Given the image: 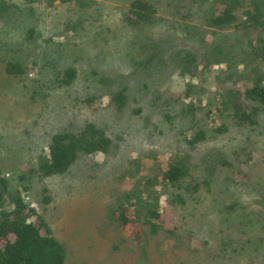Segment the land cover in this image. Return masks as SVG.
Here are the masks:
<instances>
[{
  "label": "trees",
  "instance_id": "1",
  "mask_svg": "<svg viewBox=\"0 0 264 264\" xmlns=\"http://www.w3.org/2000/svg\"><path fill=\"white\" fill-rule=\"evenodd\" d=\"M116 1L122 10L119 22L124 33L128 37L131 35V43L123 48L122 64L157 74L173 57L172 68L180 88L163 98L161 91L148 95L145 106L142 105L144 101L135 98L137 104L132 113L141 121V126L150 128L151 134L175 133L176 147L167 155L158 151L128 155L125 167L116 178L121 181L130 177V186L118 189L107 213L116 225L135 229V240L139 237L147 239L160 231L172 234L165 229L162 220L167 206L171 209L178 203L187 205L203 186L210 192L208 178L203 174L195 177L192 173V151L212 136H225L230 129H236L239 133V138L235 136L237 144L231 149L225 145L215 149L214 145L212 152L202 156L200 170L205 171L206 176H212L220 166L227 168L239 198L233 197L222 208L217 207L215 215L229 224L235 219L231 227L239 235L246 232V225L256 227L263 241L264 179L260 192L250 172L256 164H264V130L261 129L264 127V0H192L189 7L176 0ZM98 4V0H0V23L16 21L15 27L22 40L21 49H12L13 45H8V50L0 54V72L19 80L26 73L24 52L38 29L33 21L47 19L46 13L40 10L42 6L51 8L54 15L64 11L66 14L61 16L59 24L65 31L70 25L72 31L77 29L79 32L85 31L89 23L92 27L96 25L97 18H92V11L96 12ZM239 9L244 15L241 20L237 15ZM57 20L54 17L51 20L49 34L38 35L43 44L41 52L54 54L52 58L45 57L46 64L54 62V77L49 81L57 88H63L74 83L77 70L73 65L55 66L56 59L68 56L64 54L66 49L62 43L55 39L53 27H57ZM160 25L168 31L162 37L166 42L162 48L159 41L155 42L154 35L142 33L147 26L160 28ZM251 30L256 32L254 40L249 37ZM207 35H211L210 41H206ZM178 39L197 41L201 48L193 51L176 47L174 42ZM109 79L100 75L96 81L105 85ZM86 94L84 100L89 104L94 95ZM129 96L127 87L111 91L107 106L121 112L127 106ZM72 126L55 131L49 137L46 150L39 157V176L68 174L80 156L108 153L117 147L112 136L93 120ZM189 130L191 132L187 134ZM255 131L260 142L251 137ZM27 180L28 176L21 173L13 184L0 167V264H64L66 248L27 200L29 185L23 184ZM248 240L239 238L240 250ZM141 249L138 264H147L146 244Z\"/></svg>",
  "mask_w": 264,
  "mask_h": 264
},
{
  "label": "rangeland",
  "instance_id": "2",
  "mask_svg": "<svg viewBox=\"0 0 264 264\" xmlns=\"http://www.w3.org/2000/svg\"><path fill=\"white\" fill-rule=\"evenodd\" d=\"M98 1L96 12L92 11V18H97L96 25L92 27L89 23L91 29L87 26L85 31L79 32L77 29L72 31L70 25L65 31L59 24L61 16L66 14L64 11L54 15L51 8L42 6L40 10L46 13L47 19L33 21L38 29L24 52L28 67L26 73L19 80L0 72V167L13 184L21 173L28 176L27 182H23L29 185L26 198L65 246L67 258L64 264H138L144 244L147 264H264V239L259 238L257 228L246 225V235H239L231 227L235 219L229 224V221L215 215L217 207L222 208L233 197L239 198L227 168L220 166L212 176H206L205 171L200 170L202 156L212 152L214 145L215 149L223 145L231 149L237 144L235 136L239 138V133L236 129H230L225 136H212L192 151V173L195 177L203 174L208 178L210 192L203 186L192 195L187 205L178 203L171 209L167 206L162 220L165 229L172 234L160 231L147 239L139 237L135 240V229L116 225L107 213L113 206L118 189L130 186V177L126 176L121 181L116 178L125 167L128 155L140 156L149 151L167 155L176 147L175 133L151 134L150 128L141 126V121L132 113L137 104L135 98L139 97L145 106L148 95L161 91L163 98L168 93H176L180 86L172 68L173 57L157 74L149 69L146 73L122 64L123 48L131 43V35L128 37L124 33L119 22L122 10L116 0ZM176 1L185 7L192 5V0ZM237 15L240 20L244 18L242 9L237 11ZM53 17L58 19L57 27H53L55 39L66 49L64 54H68L56 59L55 66L73 65L77 70V78L70 87L57 88L49 81L54 77L55 68L54 62L45 63V57L52 58L54 54L41 52L43 44L38 34L50 33ZM15 25L16 21L0 23V54L8 50V45H13L12 49L22 48L21 33ZM159 27L147 26L142 33L154 35L155 42L159 41L162 48V45L166 46L162 37L168 31L164 25ZM255 36L256 32L251 30L250 39L254 40ZM205 39L210 41L211 35ZM174 45L193 51L201 48L199 42L184 39H178ZM95 73L110 77L105 82L107 84L97 83L100 75ZM121 87H127L130 92L129 102L123 111L115 112L107 106L109 92ZM86 93L94 95L89 104L84 100ZM86 120L102 125L117 147L108 153L80 156L68 174L39 176V157L46 150L49 137L68 125L75 127ZM251 137L258 142L261 140L256 131ZM158 158L160 160L161 156ZM250 173L252 180L257 181L258 191L262 192L264 164H256ZM239 238L251 241L248 240L240 250Z\"/></svg>",
  "mask_w": 264,
  "mask_h": 264
}]
</instances>
